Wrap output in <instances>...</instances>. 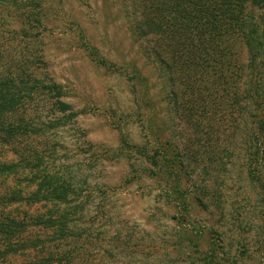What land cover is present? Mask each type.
<instances>
[{
    "label": "trees",
    "instance_id": "trees-1",
    "mask_svg": "<svg viewBox=\"0 0 264 264\" xmlns=\"http://www.w3.org/2000/svg\"><path fill=\"white\" fill-rule=\"evenodd\" d=\"M129 1L130 33L151 43L148 52L169 72L171 95L191 127L182 149L155 138L123 140L116 151L128 148V167L137 180L155 184L165 217L177 224L163 241L161 264H239L251 253L264 264V0ZM12 2L22 12L13 15L19 26L10 32L34 39L40 18L33 0H0L3 17ZM8 47L0 42V264L118 263L126 246L119 230L107 237L100 229L105 196L115 185L97 183L94 151L89 172L69 165L63 146L50 138L74 118L71 105L61 99L60 85L38 73L41 54L28 47L15 58ZM190 145L197 149L188 154ZM193 163L204 177L191 178ZM233 169L252 195L257 212L248 214L258 225L251 237L260 238L241 242L237 256L223 250L225 230L218 231L227 220ZM194 209L217 220L196 219Z\"/></svg>",
    "mask_w": 264,
    "mask_h": 264
},
{
    "label": "rangeland",
    "instance_id": "rangeland-1",
    "mask_svg": "<svg viewBox=\"0 0 264 264\" xmlns=\"http://www.w3.org/2000/svg\"><path fill=\"white\" fill-rule=\"evenodd\" d=\"M33 6L32 12L41 22L33 23L38 36L23 40L10 32L19 26L13 15L22 12L12 2L6 7V17L0 13L5 24L0 28V42L8 44L15 58L19 50L25 52L28 47L42 55L44 66L38 73L61 86V99L75 113L62 133L50 138L52 143L59 142L69 156V165L82 167L84 173L89 172L85 165L91 164L87 159L94 151L98 160L92 174L97 183L115 185L105 196L107 213L100 228L107 237L119 230L120 243L126 245L118 263H113L161 264L166 258L167 243L163 241L177 224L165 217L167 209L156 197L155 184L149 179L137 180L138 173L128 167L132 160L126 156L128 148L124 147L122 154L116 151L123 140L142 144L159 138L181 149L186 145L191 127L177 106L179 98L174 103L169 72L149 54L151 43L130 33L134 12L129 0H33ZM196 149L190 145L185 151L189 154ZM192 168V179L205 176L201 165L193 163ZM226 184L228 215L220 222L223 226H218L219 232L225 230L219 238L225 244L223 250L237 256L241 242L250 246L260 239L251 237L256 222L248 214L257 210H252V195L234 169ZM192 212L194 218L211 225L217 220L214 213ZM107 216L111 221H105ZM210 238L216 240L214 235ZM258 260V255L251 253L238 262L257 264Z\"/></svg>",
    "mask_w": 264,
    "mask_h": 264
}]
</instances>
